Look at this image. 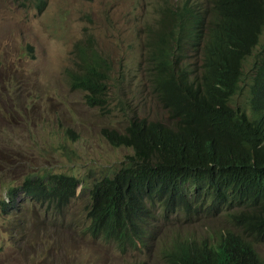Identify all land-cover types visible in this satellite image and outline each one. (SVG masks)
Here are the masks:
<instances>
[{"label": "trees", "instance_id": "1", "mask_svg": "<svg viewBox=\"0 0 264 264\" xmlns=\"http://www.w3.org/2000/svg\"><path fill=\"white\" fill-rule=\"evenodd\" d=\"M211 12L209 20L185 19L168 9L148 59L168 120L134 116L123 132L103 130L133 154L90 188L87 217L93 231L112 232L127 246L141 239L149 209L222 213L225 227L209 239L165 246L164 264H264V0H212ZM77 47V68L67 72L72 87L90 107H104L113 65L94 39ZM188 48L199 56L195 64ZM79 185L75 176L48 174L17 190L60 211Z\"/></svg>", "mask_w": 264, "mask_h": 264}, {"label": "rangeland", "instance_id": "2", "mask_svg": "<svg viewBox=\"0 0 264 264\" xmlns=\"http://www.w3.org/2000/svg\"><path fill=\"white\" fill-rule=\"evenodd\" d=\"M168 1L0 0V264H164L155 233L202 240L216 225L225 227L218 214L171 215L155 225L147 246L127 253L87 232L89 189L133 154L102 131H124L136 115L168 120L148 66ZM92 39L113 64L106 110L89 107L67 73L77 68V44ZM187 56L196 61L195 52ZM48 172L83 182L66 210L46 211L22 194L9 201L10 189Z\"/></svg>", "mask_w": 264, "mask_h": 264}, {"label": "clouds", "instance_id": "3", "mask_svg": "<svg viewBox=\"0 0 264 264\" xmlns=\"http://www.w3.org/2000/svg\"><path fill=\"white\" fill-rule=\"evenodd\" d=\"M169 4H170V7H168V9H173V8H177L179 11H180V15L183 17V18H188V19H191L193 16L197 15V14H200V15H203L205 16L208 20L209 18L212 16V12H211V7H212V0H169L168 1ZM168 9L167 11L164 13L162 19H161V24H162V20L163 18L166 16L167 12H168ZM84 41L80 42L79 44H83ZM77 44V45H79ZM190 45H192V43H189ZM196 50L195 49H191V48H188L187 50V55L188 54H191L193 52H195ZM103 55V54H102ZM105 56V55H104ZM106 57V56H105ZM107 58V57H106ZM108 59V58H107ZM199 61V56L198 54L196 53V61L193 63L195 64L196 62ZM113 65V64H112ZM153 91V89H152ZM154 93V92H153ZM155 95V94H154ZM156 96V95H155ZM157 97V96H156ZM158 99V98H157ZM244 99H246V95H244ZM86 101V100H85ZM159 101V100H158ZM161 103V102H160ZM87 104V102H86ZM88 105V104H87ZM109 105V101L107 103L106 106L104 107H98V106H95V107H92V108H98V109H102V110H106L107 107ZM162 105V104H161ZM90 107V105H89ZM163 107V105H162ZM138 116V115H136ZM134 116H131V118H133ZM139 117V116H138ZM139 118H147V117H139ZM130 119L128 120V122L130 121ZM149 119V118H147ZM149 120H152V119H149ZM128 125V123H127ZM126 125V126H127ZM125 126V128H126ZM124 128V130H125ZM108 129V128H106ZM117 130V129H115ZM119 131V130H117ZM103 132V131H102ZM120 132H123V131H120ZM103 136V134H102ZM104 137V136H103ZM105 138V137H104ZM106 139V138H105ZM107 140V139H106ZM108 141V140H107ZM109 142V141H108ZM110 143V142H109ZM111 144V143H110ZM112 145V144H111ZM114 146V145H112ZM114 147H117V146H114ZM120 147H124V146H120ZM119 148V147H117ZM127 148V147H125ZM128 149H131V148H128ZM132 150V149H131ZM133 151V150H132ZM132 155V154H131ZM129 156V155H127ZM126 156V158H127ZM126 158H125V161H126ZM121 169V168H120ZM120 169H118L116 172H114L111 176H108V177H112L115 173H117ZM48 174H63V173H53V172H48V173H43V174H38V175H32V177L30 178H35V177H43V176H46ZM66 175V174H64ZM70 176H73V175H70ZM76 177V176H75ZM108 177H104L102 178L100 181L108 178ZM77 178V177H76ZM29 179V178H27ZM100 181H97L95 182L98 183ZM25 182V181H24ZM82 182V181H81ZM24 184V183H23ZM22 184V185H23ZM22 185L18 188H12L8 191V198H9V201H14L16 200L19 195H24L30 199H32L33 201L37 202L41 207L45 208L46 211H49V210H54L56 211L55 209H52L50 207H48L46 204H41L40 202L36 201L35 199L31 198L30 196H27L23 191H21V189L18 191L17 189L21 188ZM94 185V184H93ZM82 187V191L84 190V186H83V182H82V185H79V187L77 188L76 192H75V196L74 198L70 201V203L65 206L62 210L60 211H56L58 213H61L63 212L64 210H66L68 208V206L78 197V191L79 189ZM92 188V187H91ZM13 190H16V191H13ZM90 190V189H89ZM88 196H89V191H88ZM89 199H90V203L87 207V210H86V217H87V213H88V210L91 208L92 206V199L90 198L89 196ZM2 206H3V209H5V207L7 206V203L6 202H2ZM11 207H14V204H12ZM209 211H213V210H209ZM171 215H182L184 216V214H181L179 212V210H175L173 211L172 209H167L166 211L164 209H161V207H158V208H152V209H149L146 213V216L144 217V220H142V223L140 225L139 228L143 229V231H139V236L141 237L140 240H138L137 242V245L135 243H131L129 242V244L126 246V240H123L121 237L119 239H117L115 237V235L112 233V232H107V231H104V232H100V233H96L95 231H93L91 228H90V220L88 219L89 221V226L87 227V232L88 234H90V236L94 239H99V238H105L107 241L109 242H112V241H117L119 243V246L121 247L122 250H124L125 253H127L129 251V248L130 247H133V248H139V247H142V246H147V240L151 239V234H152V229L155 227V225H158L161 221H163V219H167L169 216ZM209 215H217V214H214V213H211ZM218 215H221V214H218ZM190 216H194V215H190ZM186 216V218H190ZM201 216H204V213L203 215H199V216H194V217H201ZM222 218V217H221ZM219 230H222L221 228H219L218 225L215 226V228H212V232L214 231H219ZM160 233H162V230L161 231H158ZM183 237H174V236H171V235H165L163 236V233L162 235L158 238V235L155 233L154 236H153V240L155 239H158L162 242V245H163V248L165 246H171L173 244L176 243V240L177 239H182ZM186 238H191L193 241H196V242H199V240L195 239V238H192V237H186ZM142 244V246H141ZM162 248V250H163ZM162 254V252H161ZM163 257V255H162Z\"/></svg>", "mask_w": 264, "mask_h": 264}, {"label": "bare ground", "instance_id": "4", "mask_svg": "<svg viewBox=\"0 0 264 264\" xmlns=\"http://www.w3.org/2000/svg\"><path fill=\"white\" fill-rule=\"evenodd\" d=\"M199 30L197 29V32H198Z\"/></svg>", "mask_w": 264, "mask_h": 264}]
</instances>
